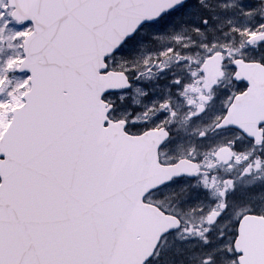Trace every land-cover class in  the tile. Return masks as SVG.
Here are the masks:
<instances>
[{
	"label": "snow or ice",
	"instance_id": "1",
	"mask_svg": "<svg viewBox=\"0 0 264 264\" xmlns=\"http://www.w3.org/2000/svg\"><path fill=\"white\" fill-rule=\"evenodd\" d=\"M0 264H264V0H0Z\"/></svg>",
	"mask_w": 264,
	"mask_h": 264
}]
</instances>
